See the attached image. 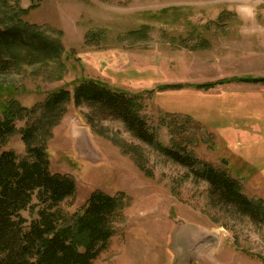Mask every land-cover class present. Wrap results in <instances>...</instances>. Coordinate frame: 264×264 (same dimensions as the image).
I'll return each instance as SVG.
<instances>
[{"label": "rangeland", "instance_id": "1", "mask_svg": "<svg viewBox=\"0 0 264 264\" xmlns=\"http://www.w3.org/2000/svg\"><path fill=\"white\" fill-rule=\"evenodd\" d=\"M19 5L28 11L23 21L61 49L55 61L24 62L0 76V116L7 106L20 107L16 132L0 153L24 156L22 132L48 98L86 81L140 96L152 134L145 142L113 113L72 100L50 132V171L76 182L75 195L59 207L67 220L94 193L126 201L94 264H264V222L216 205L210 185L165 153L184 137L195 139L189 150L196 157L264 202V84L248 82L264 78V0ZM176 85L181 89L167 88ZM186 116L190 130L175 134ZM37 203L35 195L33 208L21 212L28 224L38 217Z\"/></svg>", "mask_w": 264, "mask_h": 264}, {"label": "trees", "instance_id": "2", "mask_svg": "<svg viewBox=\"0 0 264 264\" xmlns=\"http://www.w3.org/2000/svg\"><path fill=\"white\" fill-rule=\"evenodd\" d=\"M20 1L0 0V76L20 68L21 64L55 61L60 56L61 45L57 41L49 39L38 26L23 21L28 11L20 7ZM248 82L264 84V78ZM167 88L181 89V86ZM139 99L136 94L114 90L96 81L78 85L73 93L60 90L48 98L40 108L41 114H36L23 130L27 153L24 156L13 151L0 153V264H94L107 249L126 201L94 193L83 212L67 220L59 207L75 195L76 182L50 171L46 142L72 100L77 107L100 106L121 119L136 137L152 143ZM19 109L7 106L0 116V148L16 132ZM24 112L25 116L28 110ZM184 120L179 125L180 132L175 130V134L181 136L190 130L188 126L193 119L186 116ZM182 140L173 149H165L166 156L189 168L196 179L206 181L216 205L231 207L253 222H264V202L247 197L238 180L227 171L196 157L189 150L195 139ZM35 195L40 209L37 219L28 224L21 212L33 208Z\"/></svg>", "mask_w": 264, "mask_h": 264}, {"label": "water", "instance_id": "3", "mask_svg": "<svg viewBox=\"0 0 264 264\" xmlns=\"http://www.w3.org/2000/svg\"><path fill=\"white\" fill-rule=\"evenodd\" d=\"M213 241V240H212Z\"/></svg>", "mask_w": 264, "mask_h": 264}]
</instances>
